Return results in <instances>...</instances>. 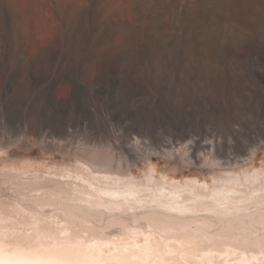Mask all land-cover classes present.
<instances>
[{
	"label": "bare ground",
	"instance_id": "1",
	"mask_svg": "<svg viewBox=\"0 0 264 264\" xmlns=\"http://www.w3.org/2000/svg\"><path fill=\"white\" fill-rule=\"evenodd\" d=\"M36 103L234 133L264 113V0H0V111ZM61 146L0 141V264H264L263 143L217 168L197 141L133 163Z\"/></svg>",
	"mask_w": 264,
	"mask_h": 264
},
{
	"label": "rangeland",
	"instance_id": "2",
	"mask_svg": "<svg viewBox=\"0 0 264 264\" xmlns=\"http://www.w3.org/2000/svg\"><path fill=\"white\" fill-rule=\"evenodd\" d=\"M58 87H59V85L56 86V88H58ZM57 97H59V95H57ZM36 104H37L38 110L36 109L35 112H33V113H27L28 115H26V116H17L16 117L12 113H5L4 111H0L1 112L0 115H2V117L0 116V123H2V121H3V123L0 124V141H8L9 140V141H14L15 144H19V143H22L23 140L27 139V140L31 141V147L33 149H35L36 151L38 150L40 152L43 149L59 147V144H60V146L62 145L61 146L62 148H65L68 150L69 149H75V150L80 149L79 151H83L86 148H94V146H95V148H98V149H100L101 147H104V146H108V150L112 154L116 155V157L117 156H123L125 159L128 158V160L132 161L131 163L135 162V160L142 159L141 157L144 158V157H146V155L148 156V154L157 155L159 157L158 161H163V157H165V155L160 154V151L161 152L166 151V153L169 151L178 152V150H183V149H185V151H186L187 146H189L193 141H197L200 144L202 143V145H205V146L207 144L206 147H208V148H205L203 151L198 152V154L201 155L204 160H206L207 164L211 163L210 165L215 167V168L218 167L217 164H221V165L225 166L224 163L231 160V159H235V158L236 159H238V158L239 159H245V158H247L246 155H247V153H249V151H251V150L254 151L259 145H261L262 143L264 144V113H259L256 115H251L252 117L248 116L246 118H243V122H242L243 124L235 126L236 131L234 133L227 134V133L221 132V128H219V126L215 125L214 120H211L209 117L204 118L205 120L203 121V123L200 124L199 126H196L197 128L195 126H193L191 128V126L187 125V124H185V125L178 124L177 120L166 119V117L161 116L159 113H122L121 114L119 112H116L115 110H111L110 113H98L97 114L95 111H93V110L91 111V109L86 107V105H84V104H83L84 106L83 105L79 106V109L78 108H75L76 110L72 109L73 111L70 110V111H68V113H51V112H48L46 108L41 107V109H39V107L41 105L38 103H36ZM93 112H94V114H93ZM102 114H104V116ZM6 115H8L10 117V120H9V117H7ZM79 115H80V117H79ZM14 116H15V118L13 120ZM57 116H59V117L57 118ZM133 116L136 119V121L134 120ZM38 119H39V121H38ZM82 119H83V121H82ZM76 120H79V121L75 122ZM13 121H15V122L13 123ZM29 121H31L33 129H29V126H28ZM37 121H38V123H37ZM22 122H24L25 124ZM57 122H59V123H57ZM92 122H94V123H92ZM21 123H22V125H21ZM61 123L62 124L64 123L63 127H61L62 126ZM87 123H89V124H87ZM50 124H53V125H50ZM70 124H71V126H70ZM8 125H10V126H8ZM25 125H26V127H25ZM78 125H79V127H78ZM247 125H249V126H247ZM65 126H66V128H65ZM134 126H136L137 128ZM209 126H210V128H208ZM239 126H241V127H239ZM8 127H10V128H8ZM59 127H61V128H59ZM140 127H142V129ZM8 129H9V131H8ZM19 129L21 131H19ZM51 130H53L52 135H51ZM169 130H170V132H169ZM30 131H32V132L30 133ZM58 131H59V133H57ZM215 131H216V133H215ZM241 131H242V133H241ZM68 132H69V134H68ZM56 133H57V135H56ZM125 133L128 134L127 137H126L127 134H125ZM145 133H146V135H145ZM162 133H163V135H162ZM169 134H171V135H169ZM212 134L215 138L212 136ZM253 134L255 135V137H251ZM65 135L67 136V138ZM161 135L163 138H159V137H161ZM181 135L184 137H182ZM36 136L39 138H37ZM56 136H58V138H56ZM62 136L65 137L66 139L62 138ZM9 137H11V138L9 139ZM52 137H53V139H51ZM92 137L93 138L95 137L94 140L96 141V145L94 144L95 143L94 140H93V142L91 141V139H93ZM194 137H196V138H194ZM35 138H37V139H35ZM100 138H102L103 141H102V139H101V141H99ZM122 138H124V139H122ZM127 138L129 140V142H128ZM193 138H194V140H193ZM242 138L244 139V141ZM38 139H39V141H37ZM83 139L84 140L86 139V140L84 141ZM104 139H106V141H104ZM160 139L162 142L159 141ZM200 139L203 141H201ZM97 141H98V144H97ZM231 141H233L234 144ZM48 142L49 143L51 142V143L49 144ZM89 142H90V144H89ZM101 142H103V143H101ZM255 142H256V144H255ZM259 143H261V144H259ZM51 144H53V147ZM84 144H86V145H84ZM120 144L121 145L123 144L122 147ZM161 144H163V147ZM212 144H213L214 148L212 147ZM134 145H136V146H134ZM165 145H166V147H165ZM167 145H169V146H167ZM218 145L219 146L221 145V146L219 147ZM169 149H171V150H169ZM235 149H236V151H235ZM143 150H145V152ZM246 150H249V151H246ZM142 153H144L146 155L142 156V155H144ZM218 153H219V155H218ZM233 154H234L235 158H234ZM240 156H242V157H240ZM170 157H172V156H170ZM184 162H185L184 164L187 163V161H184ZM189 162H191V160H189L188 163Z\"/></svg>",
	"mask_w": 264,
	"mask_h": 264
}]
</instances>
